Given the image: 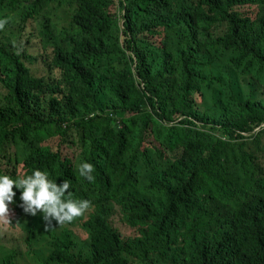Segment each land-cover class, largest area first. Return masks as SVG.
Here are the masks:
<instances>
[{
    "label": "trees",
    "instance_id": "obj_1",
    "mask_svg": "<svg viewBox=\"0 0 264 264\" xmlns=\"http://www.w3.org/2000/svg\"><path fill=\"white\" fill-rule=\"evenodd\" d=\"M5 18L0 174L92 206L45 231L14 187L0 264H264V0H0Z\"/></svg>",
    "mask_w": 264,
    "mask_h": 264
},
{
    "label": "clouds",
    "instance_id": "obj_2",
    "mask_svg": "<svg viewBox=\"0 0 264 264\" xmlns=\"http://www.w3.org/2000/svg\"><path fill=\"white\" fill-rule=\"evenodd\" d=\"M8 18L0 19V30L8 23ZM79 175L89 182L95 177L94 165L82 162L78 167ZM14 187L21 191L20 200L25 213L36 216L41 213L45 223V231L52 228V221L58 225L71 223L82 217L90 208L91 201L74 199L71 192V183L65 179L61 184L49 179V174L40 169H34L31 174H22L13 179L7 174H0V224L7 226L11 223L9 205L14 203L16 192Z\"/></svg>",
    "mask_w": 264,
    "mask_h": 264
},
{
    "label": "rangeland",
    "instance_id": "obj_3",
    "mask_svg": "<svg viewBox=\"0 0 264 264\" xmlns=\"http://www.w3.org/2000/svg\"><path fill=\"white\" fill-rule=\"evenodd\" d=\"M49 9L52 10L53 12V20L58 24V26H61L63 24L66 23V20L68 18V12H67V5L64 6H61V7H58V5L55 3V2H52L49 4ZM251 10H254L256 11V9L254 7H252ZM30 31V28H27L26 29V32ZM29 53L31 54H43V51L44 49L42 48L40 42H39V37H32L31 38V42L29 43V46H28V50H27ZM202 99L201 98H198V102H201ZM57 138H50L49 140H47L45 142V144H50V146L53 148V149H57ZM64 152V151H63ZM21 167V166H20ZM18 176L22 175V171L21 173H18L17 174ZM17 179V178H15ZM10 209V220H11V223L7 226H4L3 224H0V226H2V230L4 233H6L7 235H9L11 232H15V231H20L21 229H24V227L18 225V219L22 217L23 214V211L21 209H16L15 207H9ZM114 221V225L116 227H119V228H122V224L120 222V220L118 219V217H114L113 219ZM14 226L16 227V229H14ZM73 229L75 230L76 234L80 237L81 241L83 240H87L89 238V235L82 230V228L78 227V226H73ZM126 231V230H124ZM37 248V247H35ZM35 250H38V249H35ZM34 257V256H33ZM33 257L31 258H28L26 261L28 262V264H31L32 262V259ZM22 262H24V260H22ZM16 264H19L18 262ZM35 264H38V263H35Z\"/></svg>",
    "mask_w": 264,
    "mask_h": 264
}]
</instances>
